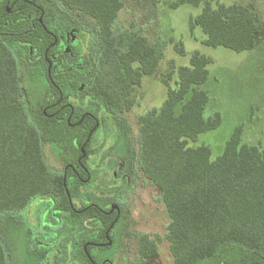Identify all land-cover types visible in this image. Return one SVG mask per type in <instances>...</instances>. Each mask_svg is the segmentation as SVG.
I'll use <instances>...</instances> for the list:
<instances>
[{
	"label": "trees",
	"instance_id": "16d2710c",
	"mask_svg": "<svg viewBox=\"0 0 264 264\" xmlns=\"http://www.w3.org/2000/svg\"><path fill=\"white\" fill-rule=\"evenodd\" d=\"M184 5L200 8L189 27L203 32L208 47L252 51L264 33L253 6L169 1L171 9ZM123 7L124 0H0V264L9 263L2 235L6 218L24 215L36 200L51 211L74 213L69 196L85 185L87 175L58 171L45 157L49 145L65 165L74 163L95 126L91 119L79 122L76 114L69 122V111L53 114L52 105L61 100L54 85L80 88L83 82V93L119 115L134 107L143 77L157 72L161 45L137 32L115 31ZM65 11L94 21L88 39L82 28H59ZM211 63L195 51L190 66L178 68L176 87L167 85L163 105L140 116L139 164L160 190L175 264H264V150L243 142L241 126L215 159L210 147L195 145L222 123L219 113L204 116L210 98L203 86ZM49 67L53 83L35 106L22 96V79L50 83ZM76 110L79 115L81 108Z\"/></svg>",
	"mask_w": 264,
	"mask_h": 264
},
{
	"label": "rangeland",
	"instance_id": "374dc122",
	"mask_svg": "<svg viewBox=\"0 0 264 264\" xmlns=\"http://www.w3.org/2000/svg\"><path fill=\"white\" fill-rule=\"evenodd\" d=\"M169 1L124 0V7L114 25L115 31L139 33L147 38L149 44L161 45L164 57L153 76L143 77L141 86L136 88L133 95L134 107L129 113L119 117L122 122L117 130L106 119L103 134L99 132L94 137L92 147L102 146L99 149L101 153H97L93 162L110 167V171L95 174L97 183H94V191L83 197L86 201L101 203L100 197L113 190L110 187L116 185L112 175L114 159L126 158V144L135 143L132 129L135 130L139 116L163 105L167 97V85L176 87L178 68L190 66V57L195 51L212 61L209 66V79L203 86L210 98L204 116L207 119L219 113L222 119L217 130L200 135L195 145L210 147L212 158L215 159L223 153L235 129L241 126L243 142L264 150V33L258 35L252 51L236 53L222 47H208L204 45L203 32L198 28L190 30L189 27V20L200 12V8L184 5L175 10L170 8ZM218 1L226 5L239 3L253 6L264 24V0ZM58 21L59 28L78 27L90 32L95 31L94 21L82 15H71L65 11V14L61 13ZM45 92V84H34L26 77L22 79V96L24 99L29 96L33 105L44 99ZM91 102L92 109L97 113L104 112L101 101L92 99ZM44 151L48 164L61 169L62 163L53 148L46 145ZM134 177L136 186L126 196L127 213L133 221L132 229L159 235L164 240L159 244L162 263L170 264L173 259L166 240L170 218L162 202L160 190L150 187L151 184L143 172L139 171ZM78 199L80 201V198ZM39 202L40 200L34 201L24 215L6 218L3 223L2 235L10 247L15 264L39 262V252L35 251L31 243L30 226L23 223L25 216L31 215Z\"/></svg>",
	"mask_w": 264,
	"mask_h": 264
},
{
	"label": "flooded vegetation",
	"instance_id": "af4514ba",
	"mask_svg": "<svg viewBox=\"0 0 264 264\" xmlns=\"http://www.w3.org/2000/svg\"><path fill=\"white\" fill-rule=\"evenodd\" d=\"M7 11L10 12V8ZM64 30L67 31V29ZM78 32V34H81L80 31ZM84 34L88 39L87 30ZM18 57L23 58V56ZM78 58H81V56ZM78 72L81 75L85 73L83 70H78ZM48 77L50 78V83L46 80L33 82L26 77L34 84L46 85L45 97L41 102L48 96L50 85L53 83L50 67L48 69ZM79 85L81 86L80 88H75L73 85L69 86L68 84L62 88L54 85L61 93V100L52 105V107L56 106V111L53 114L58 116L67 115L69 111V122L70 118L76 114L81 119L79 122L91 119L95 126L81 149L78 159L74 163L69 162L65 165L55 152L62 163V167L59 170L55 167L53 168L65 173L70 169L75 174L87 175V178L85 185L76 188L74 197L69 196V203L74 213L66 214L59 210L51 211L46 206L47 204L44 203L45 201H40L33 213L25 216L23 223L29 224L31 243L35 247V251L39 252L38 264H163L159 244L163 243L164 240L159 235L142 232L138 229L133 230L131 215L127 213L126 196L136 186L134 184V176L139 171L142 172L139 164V150L137 148L139 137L138 120L135 130L131 128L135 135V143L133 141L134 144L132 145L126 144V158L116 157L114 159L112 175L116 185L110 187L113 190L108 195L100 197L101 203L83 199L86 194L93 192L95 189L96 185L94 183H97L95 174L110 171L108 169L110 167L100 166L98 163L93 162V158L101 153L99 149L102 145H99V148L98 146L94 148L92 147V141L99 132L103 134L106 119L117 130V127L122 122L119 117L123 114L117 115L115 112L108 110L101 99L94 95L83 93V82H80ZM92 99L102 102L103 113H97L92 109ZM40 103L35 106L40 105ZM78 107L81 108L79 115H77L76 110ZM114 136L117 137L116 134ZM141 186L145 187V185ZM150 187L156 188L153 185H150ZM78 198H80V201ZM156 200L158 201V199ZM90 211H93V213H90ZM144 238H146L147 244L143 243ZM167 242L173 259L170 264H175L169 241L167 240ZM8 250V264H15L9 246Z\"/></svg>",
	"mask_w": 264,
	"mask_h": 264
}]
</instances>
